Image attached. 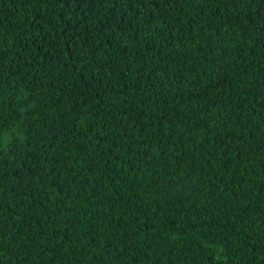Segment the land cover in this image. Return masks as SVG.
Returning a JSON list of instances; mask_svg holds the SVG:
<instances>
[{
    "label": "trees",
    "instance_id": "1",
    "mask_svg": "<svg viewBox=\"0 0 264 264\" xmlns=\"http://www.w3.org/2000/svg\"><path fill=\"white\" fill-rule=\"evenodd\" d=\"M0 264H264V0H0Z\"/></svg>",
    "mask_w": 264,
    "mask_h": 264
}]
</instances>
